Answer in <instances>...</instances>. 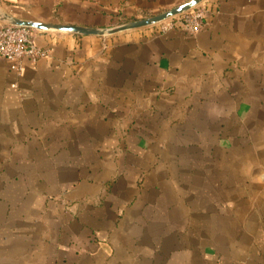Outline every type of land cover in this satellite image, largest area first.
I'll list each match as a JSON object with an SVG mask.
<instances>
[{"label": "crops", "instance_id": "1", "mask_svg": "<svg viewBox=\"0 0 264 264\" xmlns=\"http://www.w3.org/2000/svg\"><path fill=\"white\" fill-rule=\"evenodd\" d=\"M191 1L0 14L107 30ZM203 5L194 35L34 30L47 57L0 59V264H264V0Z\"/></svg>", "mask_w": 264, "mask_h": 264}, {"label": "built area", "instance_id": "2", "mask_svg": "<svg viewBox=\"0 0 264 264\" xmlns=\"http://www.w3.org/2000/svg\"><path fill=\"white\" fill-rule=\"evenodd\" d=\"M206 11L202 3L182 16L156 25L157 33L164 35L172 30H183L197 34L204 27ZM34 34V30L17 27L0 14V59L10 64L18 77L22 75L24 60L37 63L50 54L34 44Z\"/></svg>", "mask_w": 264, "mask_h": 264}, {"label": "water", "instance_id": "3", "mask_svg": "<svg viewBox=\"0 0 264 264\" xmlns=\"http://www.w3.org/2000/svg\"><path fill=\"white\" fill-rule=\"evenodd\" d=\"M204 1L205 0H192L191 2L181 7L175 8L159 16L152 17L146 20L130 22L122 26L112 28V29H107V30L85 29V28L74 27V26H46V25H41V24L19 22V21L12 22V23L17 27L27 28L30 30L44 31V30L54 29V30H60L64 32H71V33L79 34L83 36H96V37L97 36L98 37L112 36V35H116V34L123 33V32L143 30V29H147L150 27H154L162 22L168 21L172 18L182 16L190 12L191 10L195 9L197 6L202 4Z\"/></svg>", "mask_w": 264, "mask_h": 264}]
</instances>
